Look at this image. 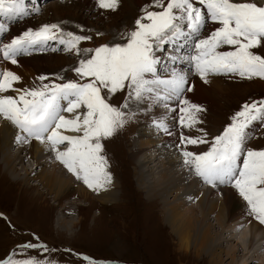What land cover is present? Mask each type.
<instances>
[{
  "label": "snow or ice",
  "instance_id": "snow-or-ice-1",
  "mask_svg": "<svg viewBox=\"0 0 264 264\" xmlns=\"http://www.w3.org/2000/svg\"><path fill=\"white\" fill-rule=\"evenodd\" d=\"M27 2L0 0V36L8 32L12 23L31 14ZM119 2L98 0V6L115 11ZM149 7L160 11H149ZM34 11L38 13L39 9ZM143 12L133 30L123 34L125 43L81 50L79 44L91 37L65 33L59 25L51 24L38 30L28 29L0 46L3 59L12 64H17L21 55L44 51L49 41L56 40L65 50L86 57L72 69L78 80L42 83L35 88H15L21 77L9 70L0 71V117L19 130L17 143L38 140L47 144L56 159L93 191L112 183L103 141L131 119L124 111L129 100L147 98L164 102L166 108L168 101H178L182 127L191 129L202 122L199 113L205 109L186 98V93L193 90L188 86V74L175 69L167 79L157 74L160 60L156 52L162 51L164 45L179 48L194 40L195 54L187 59L204 83L209 82L210 75L264 79V55L255 51L264 48V6L251 0H153ZM210 23L217 27L204 34ZM177 59L183 58L172 57L173 62ZM38 79L43 82L47 77ZM125 91L127 95L120 106L110 102L117 93ZM10 92L18 95H5ZM257 121L264 122V100L243 104L231 123L211 141L204 133L197 138L181 135V142L209 144L208 150L199 154L182 151L185 165L206 184L234 187L249 205L250 214L264 224V150L246 148L251 138L248 130ZM156 127L168 131L162 121ZM61 145H66L64 150H60ZM7 264L47 262L10 259Z\"/></svg>",
  "mask_w": 264,
  "mask_h": 264
},
{
  "label": "rangeland",
  "instance_id": "rangeland-1",
  "mask_svg": "<svg viewBox=\"0 0 264 264\" xmlns=\"http://www.w3.org/2000/svg\"><path fill=\"white\" fill-rule=\"evenodd\" d=\"M50 1H54V4L60 6L61 15L53 16L50 7L46 8ZM126 1L129 2L130 0ZM251 1L254 2V0ZM81 3L88 4V9L91 6L94 12L87 9L82 13ZM130 3L132 4L130 5L131 10L129 13H124V9L120 10L121 7L115 11L101 9L98 6V0H45L38 5L39 12L30 15L32 18L36 17L33 20L29 18L20 24L13 25L9 31H15L16 35L9 34L8 37L12 39L14 36L19 35L17 34L18 31L23 29L27 31L29 20H31V29L34 30L43 25L57 24L63 32L67 29V32L75 35L91 37L90 40L82 41L79 44L78 47L81 50L95 48L99 45L125 43L126 40L123 38V34L133 30L136 17L138 15L141 17L144 14L143 9L151 5L153 0H141L142 4L138 7L134 6L132 2ZM165 3H167V0H165ZM148 10L160 11L158 8L151 7ZM43 12L44 14L40 16ZM71 14H75V16L81 14L85 16L87 14V17H89L88 24L84 25V23L77 22L70 16ZM89 15H92V17ZM111 22H115V27L108 29L106 24ZM60 45V43L57 44L53 41L51 46L52 49L55 48L56 50L49 49L45 52L52 54V59L48 63L46 59H42L39 63L40 66H35L34 69H26V66L32 67L35 65L31 57L39 56L43 58L44 55L48 54L32 53L34 55H29L26 58L17 57L21 59H17L20 63L16 64L15 68L25 70L27 73H34L31 78L27 79L23 89L39 87L42 83H64L79 79L72 69L78 66L80 59L86 57L83 53L78 56L75 52L67 51ZM166 47L164 45L163 50L157 51L156 54L160 60L159 65L162 66L169 64L172 57L176 56ZM185 51L187 54L194 51L193 45H189ZM255 51L264 55V48ZM0 63L2 64V66L0 64L1 71L9 70L10 61L0 60ZM44 65L45 68H43ZM159 70L160 68L157 66V71ZM40 76H45L47 79L41 82L38 79ZM60 77L63 79H59ZM226 78L227 80L220 78L223 83H219L218 90L215 89L209 92L212 96L211 102H200L205 109V111L199 113V120L202 122L191 129L183 128L180 124L175 123L176 126L171 129L172 141L177 142L176 135L179 133L191 138L201 137L204 133H207L206 138L211 141L231 123V118L241 110L243 104L264 100V87L258 85V81L264 83V79L253 78L249 80L231 75H226ZM22 82L24 83V81ZM200 83L204 85L201 81ZM126 95V91L117 93L110 102L120 106ZM132 101L129 100V107L124 109L126 113L131 115V119L113 137L103 141L104 154L109 162L108 169H110L109 172L113 177L112 182L121 186L116 191L117 199L112 208L111 204L99 202L95 197L96 195L85 188L90 194L84 198L78 196V193L73 190L56 202L53 195L37 192L40 194L38 196L35 192L36 189L39 192L41 191L34 186L36 183L30 177L26 179V184L17 179L19 175L23 177L25 171L17 165L15 175H10L5 170L0 155V264H7L10 259L15 261L35 259L36 261L47 262V264H89V261L94 262V264H214L211 252L205 250L208 248L204 247L203 251L199 249L196 235L193 234L192 230L188 232L181 230L182 234L184 233L181 234L184 238H181L182 236L176 237L169 224L165 222L171 215L170 209H173L175 205H180L175 192L171 193L170 197L167 193H164L162 197H156L150 201L146 196L150 193L148 188L145 189V192L138 190L137 183L140 184L142 179L137 175L138 169L136 166L138 165L131 156V153L134 152L132 143L136 140L140 125H143L146 119L143 111L130 108ZM133 113L134 115H132ZM170 122L174 123L171 120ZM250 135L251 138L247 141L246 148L264 150V122L259 121L258 126L250 132ZM20 144L17 142L13 144L15 150L16 145H19L17 148L27 147L28 150L32 147L31 143ZM208 147L209 144H185L183 146L181 143L180 146V148L197 154L205 149L208 150ZM28 150L26 152H29ZM51 152L50 149L49 153ZM52 159V162L57 160L56 156ZM29 160V156L23 159L24 167L28 171L31 170ZM38 172L39 168L35 170V173ZM71 178L74 180L75 176L71 175ZM143 183L146 186L149 184L145 179ZM82 185L85 184L82 183ZM224 188L217 189L218 198L223 196ZM230 189L241 200L243 208L240 209V213L254 219L255 217L250 214L247 202L235 188ZM175 196L176 198H174ZM163 199L167 200V205L170 206L164 207L165 212H163ZM197 200L198 198L186 203L193 202L192 206H196L198 205L196 202L199 201ZM178 212L185 213L183 206ZM197 212L194 213L196 217L199 216ZM206 219L205 223L214 227L213 233L216 232L221 237V230L216 227V214H208ZM230 223L231 221L227 222V226ZM226 230L225 237L229 233L234 235L231 240L240 239L239 237L246 232L245 239H240L242 244L240 243L239 246L242 247L238 249L241 251L244 246H247L249 235L245 224L236 228V231ZM27 244L37 245V247H24ZM40 245L45 247H39ZM231 245L233 244L222 243L219 244V249L225 251ZM260 245L254 247V249L251 247L248 254L251 255L256 248H259L258 254L264 258V241ZM214 252L217 253L216 246H213ZM259 255L252 258L246 256L247 261L245 264H260L261 259L257 258ZM222 256L223 259L218 264H240L242 251L235 254L234 261L227 259L224 255ZM85 257L88 260H85Z\"/></svg>",
  "mask_w": 264,
  "mask_h": 264
},
{
  "label": "bare ground",
  "instance_id": "bare-ground-1",
  "mask_svg": "<svg viewBox=\"0 0 264 264\" xmlns=\"http://www.w3.org/2000/svg\"><path fill=\"white\" fill-rule=\"evenodd\" d=\"M53 2L54 1H50L46 5V8L50 7L53 16L61 15L60 6L54 4ZM130 2H132L133 5L136 7L142 4L141 0H130L129 2L126 0H120L118 8L121 7L120 10L124 9V13L125 12L129 13V11L131 10L130 5H132ZM259 2H263L262 4H264V0H259ZM87 5L81 3L82 13L88 9L89 6ZM34 8L36 9L37 7L35 6ZM90 8L88 10L94 12L92 8L91 9ZM43 14L44 12L40 16H42ZM70 16L73 17L74 20H77V22L84 23V25L85 24L87 25L89 22V17H87V14L85 16H82V14L80 16L78 15L75 16V14H71ZM89 16L92 17V15ZM27 17L21 18L15 25L20 24L24 20H27L29 18L33 20V18L36 16H34L33 18L32 16L28 18ZM30 23L31 20H29L28 29H31ZM114 23L115 22L106 24V27L108 29L114 28L115 27ZM12 26L13 25H10L9 29ZM216 27L217 26L212 27L211 30L215 29ZM39 28L40 27H37L35 30H38ZM23 32L24 29L18 31L17 34L21 35ZM65 32L68 33L67 29L65 30ZM9 34L16 35L15 31L10 32L8 30L7 35ZM54 42L59 44L58 40ZM4 43H5L4 41L0 40V46L3 45ZM189 44L190 42H184L183 46L179 48H177L175 45H171L170 47V44H166L167 45L166 48L170 49V51H172L176 55V57H178V53H180L181 55L180 58L184 59L186 58V54L182 48L184 47L187 48V45ZM62 46L65 48L64 45ZM49 48L52 49V46H49ZM71 52L73 53L75 51H71ZM157 53L158 52H156V54ZM36 54H40V53H36ZM44 54H48V55L46 56L44 55L43 58L39 56L31 57V60H34L33 64L35 65L32 67L26 66V69L30 70V69H34L35 66H40L39 63H41L40 61L42 59L43 60L46 59V62L48 63L50 59H52L51 56L52 54L50 53H44ZM30 55H34V54L31 53ZM27 56L29 55H22L21 57L26 58ZM17 59H21V58H17ZM0 60L2 61L4 60L2 54H0ZM28 60L25 61L27 62ZM4 61H8V60H4ZM18 63H20V61L17 62V64ZM15 65L16 64L11 63L9 66V71H12L18 76H20L21 80L24 81V83L20 80V82L15 84L14 87L23 89L24 85H26L27 83V79L31 78L34 73L33 74L27 73L25 70H19L14 67ZM43 68H45V65ZM1 70L2 69H0V71ZM192 70L195 72V67ZM160 78L164 79L166 77H160ZM220 78H223V80H227V78L223 76L210 75L208 77L209 82L204 83V81H202L197 74L194 77H190L188 75L189 86H192L193 90L191 92L186 93L187 99L200 106L203 105L200 102H211L212 96L211 94H209V92H212L215 89H217L219 83H223ZM200 81L204 85H202ZM258 82H259L258 85L264 87V83H261L260 81ZM5 95H12L13 97H16L18 93L10 92V93H5ZM171 102L172 101L167 102L169 107L171 106ZM163 103L164 102H156L154 100H149L147 98L144 99L143 101L133 100L130 103V108L134 110L143 111L144 112L143 114L146 119L145 123L143 125H140V129L137 132L136 140H134L132 143L133 144L132 148H134V152L131 153V156L138 165L136 166L138 169L137 175L142 179V182L140 181V184L137 183L138 190L141 192L143 190L145 192V189L148 188V191L150 193L147 194L146 196L147 199L150 201L154 200L153 198L162 197V194L164 193H167L168 196L170 197L171 193L175 192L176 196L178 197V201L180 202V205H175L173 209H170L171 215L169 216V219L167 218V220H165V222H167L171 227V231H173V234L176 237H180L184 234V233L182 234L181 230H186L187 232L189 230H192V232H194L193 234L196 235V240L199 244L198 245L199 249L203 251L204 247L208 248L205 250L206 252L208 251L211 252L210 254L213 257L212 262L214 264L215 263L218 264L223 259L222 255H224V257H227V259L234 261L235 254L241 251H242V260L240 264H245L247 261L246 256H250V258H252L253 256L259 255L258 254L260 250L259 248H256L251 255H249L248 253H250L249 249L251 247H253L254 249V247H259L261 246L260 244L263 243L264 241L263 227L259 223L254 221L252 218L245 216L243 213H240V209L243 208V205L239 197L232 192L233 191L232 189L226 186L217 187L216 189L208 188V184L204 183L203 180H199L196 177L194 170L190 169L189 168L190 166L185 165L182 151L179 149V147H176L171 141L172 139L171 129L175 126V122L171 123L170 120L174 121L172 116H174L176 110L174 112H170L169 107L167 108L164 107ZM177 108H179V105L177 106ZM65 115L68 116L70 114L65 113ZM161 121L167 125L168 127L167 132L156 127V123ZM18 134H19V130L14 125H12L11 122L0 117V155L2 156V163L5 165V170L8 171L10 175L12 176L15 175V167L17 165L20 166V168L24 170L25 173L23 177L19 175V178L17 177L16 178L20 179V181H22L23 184H26V179L30 177V179H32V181L36 183L34 184V186L38 187V189L41 191L39 192L36 189L35 191L36 195L40 196V194L38 193H46L51 196L53 195V199L55 202L60 198H62L63 196L68 195L70 192H72L71 190L77 192L78 196H81L83 198L86 195L90 194L85 190L89 188L86 185H82L83 182L81 180H77L76 178L73 180L71 178V175L73 174L70 173L64 167L63 164H61L57 160H54V162H52L53 161L52 157L56 155L53 151L49 153L50 147L47 144H42L38 140H31L29 142L31 143L32 146L30 150H28L27 147L17 148L19 145L15 146L16 147L15 150L13 144L17 142L16 137ZM65 147L66 145L64 147L61 145L60 150H64ZM27 150L29 152H26ZM28 156L30 159L29 160L30 161L29 168L31 169L30 171L26 170L23 164V159L27 158ZM37 168H39V172L35 173V170ZM107 170L110 171V169ZM144 179L149 182L148 184L149 186L148 185L146 186V184L143 183ZM109 185L113 187L110 186L109 188H107ZM109 185H106L104 189H101L99 191H93L91 189L89 190H91L92 194L96 195L95 197L97 200H99V202L111 204L110 206L112 208L115 205L117 199L116 191L119 190L121 186L117 185L115 182H112ZM218 188H224L223 190L224 194L220 198H218L217 196ZM179 191L181 192L177 194ZM181 194L183 195L181 196ZM176 196L174 198H176ZM196 198H198L199 200V201L197 200L198 202H196L198 205L192 206L193 202H191L190 204L186 203L189 202L190 200H195ZM163 201H164V203H162L163 212H165L166 210L164 209V207H167L169 205H167V200L163 199ZM175 201L177 200L175 199ZM181 205L183 206V210H185V213L178 212V210H180V208L182 207ZM197 210H199V212H197ZM195 212H197L199 216L196 217V215L194 214ZM213 213L216 214L215 221L217 222L216 224L217 226L216 225L215 226L218 227L217 229L221 230L220 233L221 237L216 232L213 233L214 227H212L211 224L205 223V221L207 220L206 218H208V214H213ZM229 221H231V223L228 224L227 226V222ZM244 224L246 225L248 231L249 240L247 242V246L246 247L244 246L245 248L243 247L242 250L239 251L238 249L240 247L239 245L240 243L242 244L241 240L245 239L246 232L245 234L243 233V235L241 236L237 235L240 236L239 238L241 240L240 239L231 240V238L234 237V235L229 233V235L225 237V234L227 233L226 229H230L231 231H236V228L241 227ZM205 225L207 226L205 227ZM181 238L184 237L182 236ZM222 243H226L227 245H229V243H232L233 245H231L229 248L223 251L219 249V244ZM213 246L217 247V253L216 252L213 253ZM257 258L261 259L260 264H264V258L261 257V255H259V257ZM235 264H239V263H235Z\"/></svg>",
  "mask_w": 264,
  "mask_h": 264
}]
</instances>
